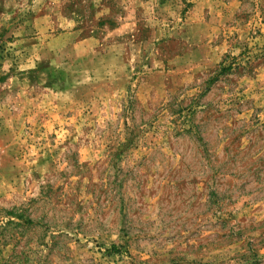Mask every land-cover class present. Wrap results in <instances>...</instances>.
<instances>
[{
  "label": "rangeland",
  "instance_id": "1",
  "mask_svg": "<svg viewBox=\"0 0 264 264\" xmlns=\"http://www.w3.org/2000/svg\"><path fill=\"white\" fill-rule=\"evenodd\" d=\"M0 264H264V0H0Z\"/></svg>",
  "mask_w": 264,
  "mask_h": 264
}]
</instances>
